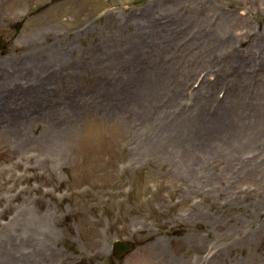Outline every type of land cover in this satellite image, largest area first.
Returning <instances> with one entry per match:
<instances>
[{
	"label": "rangeland",
	"instance_id": "rangeland-1",
	"mask_svg": "<svg viewBox=\"0 0 264 264\" xmlns=\"http://www.w3.org/2000/svg\"><path fill=\"white\" fill-rule=\"evenodd\" d=\"M0 264H264V0H0Z\"/></svg>",
	"mask_w": 264,
	"mask_h": 264
},
{
	"label": "bare ground",
	"instance_id": "bare-ground-1",
	"mask_svg": "<svg viewBox=\"0 0 264 264\" xmlns=\"http://www.w3.org/2000/svg\"><path fill=\"white\" fill-rule=\"evenodd\" d=\"M150 24H151V28L154 30V29H156V27H158V28H160L159 26H157L156 25V23L155 22H152V20L150 19V22H149ZM178 87H176V89H177ZM176 91V90H175ZM174 91V92H175ZM182 94H183V91H182ZM178 96V95H177ZM22 100V99H21ZM206 101L208 102L209 100L208 99H206ZM37 104H40V108L42 109V108H46L47 109V106H46V103H47V101L44 99V98H42V101H38V102H36ZM166 105H164V107H165ZM203 117H205V118H207L208 120H211V119H213V117L215 118V116H214V114L213 113H211V112H208V111H206V113L205 114H203L202 115ZM177 118V117H176ZM26 119H19V121L20 122H22L23 124H24V121H25ZM191 121H193L192 119H191ZM54 123H56V124H58L60 127H62L63 125H64V120L63 119H55V121H54ZM184 123H185V121H184ZM222 124H223V122H221ZM223 130H225V128L223 129ZM215 141V140H214ZM20 217H21V214H20ZM30 237H27V241H28V239H29ZM26 245V243L24 244V249L25 250H27V246H25ZM27 254V251H25V255Z\"/></svg>",
	"mask_w": 264,
	"mask_h": 264
},
{
	"label": "water",
	"instance_id": "water-1",
	"mask_svg": "<svg viewBox=\"0 0 264 264\" xmlns=\"http://www.w3.org/2000/svg\"><path fill=\"white\" fill-rule=\"evenodd\" d=\"M130 248L131 246L127 242H116L114 250L120 253L119 257H122Z\"/></svg>",
	"mask_w": 264,
	"mask_h": 264
}]
</instances>
